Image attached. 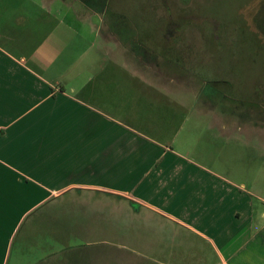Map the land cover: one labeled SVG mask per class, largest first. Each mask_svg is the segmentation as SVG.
Masks as SVG:
<instances>
[{
  "label": "crops",
  "instance_id": "1",
  "mask_svg": "<svg viewBox=\"0 0 264 264\" xmlns=\"http://www.w3.org/2000/svg\"><path fill=\"white\" fill-rule=\"evenodd\" d=\"M101 38L129 73L120 85L154 91L125 95L132 124L107 109L113 77L64 81L0 44V264H264L259 177L236 182L176 141L198 117L207 125L197 129L222 140L242 124L227 127L215 108H188L177 92L190 89L191 75L179 76L178 62L157 52L151 62L132 59L113 32ZM105 56L101 69H114Z\"/></svg>",
  "mask_w": 264,
  "mask_h": 264
},
{
  "label": "rangeland",
  "instance_id": "2",
  "mask_svg": "<svg viewBox=\"0 0 264 264\" xmlns=\"http://www.w3.org/2000/svg\"><path fill=\"white\" fill-rule=\"evenodd\" d=\"M91 2L0 0V15L4 20L0 44L25 55L33 64L43 60L40 69L50 65L47 70L50 69L51 77L61 76L64 81L76 82L77 78L95 75L113 77L114 85L109 86L107 94L112 105L107 109L116 119L132 124L129 117L122 115L126 108L125 95L133 101L138 90L147 94L153 90L148 88V92H143L139 85H120L129 73L118 68L123 60L116 46L105 42L101 35L105 30L115 32L111 24L118 28L134 18L131 23L136 25V32L133 34L135 26H131L132 32L125 27L123 35L114 34L115 39L129 46L132 59L139 56L151 62L153 55L146 52L145 57L143 50L165 56L166 43L160 35L169 25L173 29L171 35H184L173 47L175 57L185 65V70L179 69V76L189 73L192 80L190 89L178 90L179 98L190 109L221 110L227 127L242 124L244 128L243 133L222 140L213 130L197 129L200 123L203 127L207 125L205 118L198 117L191 124L193 130L183 136H180L183 130L180 131L176 141L185 138L188 149H184L195 159L203 160L236 182L241 180L249 186L251 179L259 177L252 183L264 192V180H260L264 176V145L253 150L240 144L264 143V0H104L98 5L102 16H96L97 5ZM45 12L56 14L63 19L62 23L57 25L53 19L31 17ZM96 28L101 33L99 36ZM105 55L115 57L114 69L110 65L101 69L108 60ZM133 65H130L132 73ZM103 106L100 102V109ZM219 160L224 165H219Z\"/></svg>",
  "mask_w": 264,
  "mask_h": 264
},
{
  "label": "flooded vegetation",
  "instance_id": "3",
  "mask_svg": "<svg viewBox=\"0 0 264 264\" xmlns=\"http://www.w3.org/2000/svg\"><path fill=\"white\" fill-rule=\"evenodd\" d=\"M95 1V3H93ZM104 0H102V2H103ZM85 3H86V1H84ZM102 2H100V1H98V0H92V2L90 3L91 5H97V13L96 14H98L99 16L102 14H100V13H98V5H99V7H100V5H102L101 3ZM90 5V6H91ZM93 9V8H92ZM107 12V10H105V12L104 13H106ZM102 16V15H101ZM123 20H124V18H122ZM126 19V18H125ZM130 21H135V19L134 18H129V22ZM112 26H114V28H113V31H115V32H113L114 34H119V35H123V32L122 31H126V29L125 30H122L123 28H127L128 29V31L129 32H132V29H131V26H133L134 27V25L132 24H129L128 23V25L126 24L125 25V23H124V27L123 26H119L118 28L117 27H115V25H113V24H111ZM168 25V24H167ZM174 25V24H173ZM167 27V30L164 32V33H161L162 34V36L160 35V37L162 38V39H164V38H166V39H168V37L170 36V39L172 40L173 38L175 39L173 42H172V46H171V51H170V54L167 52L166 54L164 53V55L165 56H163L162 55V53H160V52H157V56H158V59L160 60L161 58H168V60H172V61H175V62H178L179 64H180V66H182V67H185V65L183 64V63H180V61L178 60V58H176L175 57V52H174V50H173V47H174V45L180 40V39H182V36H184V35H179V34H177V35H171V33H172V30L173 29H171V28H169V25L168 26H166ZM112 28V27H111ZM111 31V30H110ZM183 31V30H182ZM181 31V32H182ZM112 32V31H111ZM136 32V26H135V31L133 32V33H135ZM125 34V33H124ZM171 41H169V42H167V41H165V43L166 44H171L170 43ZM147 48V47H146ZM148 49V48H147ZM149 53L150 55H153L152 54V52L153 51H145V50H143V53L145 54V57H147V53ZM142 53V52H141ZM154 56H155V54H154ZM181 62H183V60H181ZM185 70V69H184ZM185 72V71H184Z\"/></svg>",
  "mask_w": 264,
  "mask_h": 264
},
{
  "label": "trees",
  "instance_id": "4",
  "mask_svg": "<svg viewBox=\"0 0 264 264\" xmlns=\"http://www.w3.org/2000/svg\"><path fill=\"white\" fill-rule=\"evenodd\" d=\"M131 22H133V21H130L129 24H131V25L133 24L134 26H136L134 23H131ZM133 34H134V33H133ZM133 37H134V35H133ZM163 40H165V41H167V42L171 41V42H170L171 44H166V45H165L167 52L170 53V51H171V46H172V42H173L175 39L173 38V39L171 40V39H170V36H169L168 39L164 38Z\"/></svg>",
  "mask_w": 264,
  "mask_h": 264
}]
</instances>
